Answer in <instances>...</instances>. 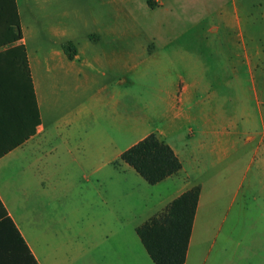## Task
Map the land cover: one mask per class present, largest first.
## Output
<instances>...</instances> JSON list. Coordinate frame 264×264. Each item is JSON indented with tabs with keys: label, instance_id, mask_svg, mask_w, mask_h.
I'll return each mask as SVG.
<instances>
[{
	"label": "crops",
	"instance_id": "0c3cea01",
	"mask_svg": "<svg viewBox=\"0 0 264 264\" xmlns=\"http://www.w3.org/2000/svg\"><path fill=\"white\" fill-rule=\"evenodd\" d=\"M21 26L40 125L0 158V264H156L137 229L196 186L185 264H264V139L239 178L256 137L240 145L237 113L210 94L238 90L243 71L264 91L260 50L245 70L238 54L217 52L220 76L207 77L200 58L173 50L130 62L68 47L31 54ZM152 134L182 164L155 185L122 160Z\"/></svg>",
	"mask_w": 264,
	"mask_h": 264
},
{
	"label": "rangeland",
	"instance_id": "374dc122",
	"mask_svg": "<svg viewBox=\"0 0 264 264\" xmlns=\"http://www.w3.org/2000/svg\"><path fill=\"white\" fill-rule=\"evenodd\" d=\"M18 8L31 54L71 46L124 53L130 62L139 53L173 50L200 58L210 69L207 77L220 76L221 50L238 54L244 70L247 53L264 54V0H18ZM240 76L238 90L210 93L222 92L224 107L237 113L240 145L256 137L240 154L239 178L264 139V91L247 88L248 73ZM127 78L134 82L131 74Z\"/></svg>",
	"mask_w": 264,
	"mask_h": 264
},
{
	"label": "trees",
	"instance_id": "16d2710c",
	"mask_svg": "<svg viewBox=\"0 0 264 264\" xmlns=\"http://www.w3.org/2000/svg\"><path fill=\"white\" fill-rule=\"evenodd\" d=\"M22 39L17 0H0V158L33 136L40 125L28 53L25 44L20 43ZM122 160L151 185L182 168L172 148L155 134L128 149ZM200 193L201 187H194L137 229L156 264H185Z\"/></svg>",
	"mask_w": 264,
	"mask_h": 264
}]
</instances>
